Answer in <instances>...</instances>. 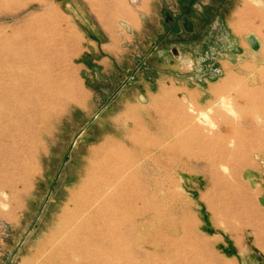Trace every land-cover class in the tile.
I'll return each instance as SVG.
<instances>
[{"label": "rangeland", "instance_id": "obj_1", "mask_svg": "<svg viewBox=\"0 0 264 264\" xmlns=\"http://www.w3.org/2000/svg\"><path fill=\"white\" fill-rule=\"evenodd\" d=\"M147 4L0 0V264L264 262V0Z\"/></svg>", "mask_w": 264, "mask_h": 264}, {"label": "crops", "instance_id": "obj_2", "mask_svg": "<svg viewBox=\"0 0 264 264\" xmlns=\"http://www.w3.org/2000/svg\"><path fill=\"white\" fill-rule=\"evenodd\" d=\"M147 1V6L148 9L150 7L152 8H156V4L159 3V0H146ZM151 4H153L151 6ZM154 11V10H153ZM93 13V12H92ZM90 12H88V14H92ZM151 10L149 9L148 10V13H144V14H151ZM174 15V14H173ZM97 28V31H95L93 33V31L90 32V30L93 29V25L90 27V26H87L86 29H87V34L85 32H82L83 33V36H84V42H86V50L85 52L88 53V54H91L93 53V62L97 63V64H100L102 63L104 60H106L104 58L105 56V53L107 52V47L110 45L107 41H104L103 38H107L106 34L103 32V30H101L100 28L96 27ZM241 45V44H240ZM239 45V46H240ZM90 46V47H89ZM154 50H158L157 47H156V44H154L153 46ZM247 49H252L251 46H248ZM148 56V55H147ZM224 63V62H223ZM222 70H223V73L225 71V66L222 65ZM211 71L213 72V74H215V68L211 69ZM218 71V70H217ZM210 77V76H208ZM207 92H211L210 88L207 90ZM202 94H204L202 92ZM263 198V197H262ZM264 254V253H263ZM237 255H239L238 251H237ZM247 258V259H246ZM246 258H243V260L241 261L242 264H264V262L260 261V260H251L250 258L246 257Z\"/></svg>", "mask_w": 264, "mask_h": 264}]
</instances>
